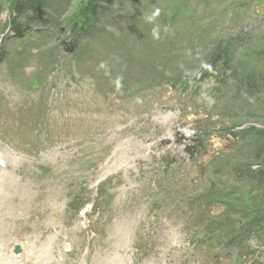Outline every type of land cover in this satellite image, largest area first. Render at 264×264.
Wrapping results in <instances>:
<instances>
[{"label":"rangeland","instance_id":"obj_1","mask_svg":"<svg viewBox=\"0 0 264 264\" xmlns=\"http://www.w3.org/2000/svg\"><path fill=\"white\" fill-rule=\"evenodd\" d=\"M95 2L0 0V264H264V0Z\"/></svg>","mask_w":264,"mask_h":264},{"label":"trees","instance_id":"obj_2","mask_svg":"<svg viewBox=\"0 0 264 264\" xmlns=\"http://www.w3.org/2000/svg\"><path fill=\"white\" fill-rule=\"evenodd\" d=\"M96 2H95V4H94V6H90V4H89V6H88V8H86L87 10L85 11V12H83L84 13V16H85V21H86V23H89V17H88V14L90 15V13H91V15H94V13H96V10L99 8V4L100 3H103V2H105L106 4L107 3H111V0H95ZM103 1V2H102ZM16 7V6H15ZM17 10H18V8H16ZM83 24V22L82 23H79V25H80V27H81V25ZM78 28V29H80L79 31V33H81V31H82V28ZM83 32V31H82ZM22 31H17V32H15V36H17V37H20L21 35H22ZM264 150V147H262L261 148V151H263ZM259 176L261 177V176H263V174H261V173H259ZM259 176H257V177H259ZM259 177V178H260Z\"/></svg>","mask_w":264,"mask_h":264},{"label":"water","instance_id":"obj_3","mask_svg":"<svg viewBox=\"0 0 264 264\" xmlns=\"http://www.w3.org/2000/svg\"><path fill=\"white\" fill-rule=\"evenodd\" d=\"M14 252L18 253L19 252V248L18 247H15L14 248Z\"/></svg>","mask_w":264,"mask_h":264},{"label":"bare ground","instance_id":"obj_4","mask_svg":"<svg viewBox=\"0 0 264 264\" xmlns=\"http://www.w3.org/2000/svg\"><path fill=\"white\" fill-rule=\"evenodd\" d=\"M14 254H15V256H13V255H12V256L15 257V258L20 256V255H18L16 252H15ZM16 254H17V255H16Z\"/></svg>","mask_w":264,"mask_h":264}]
</instances>
